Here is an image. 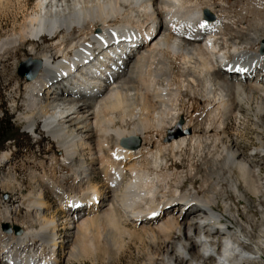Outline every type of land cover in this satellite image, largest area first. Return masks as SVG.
<instances>
[{"label": "bare ground", "instance_id": "obj_1", "mask_svg": "<svg viewBox=\"0 0 264 264\" xmlns=\"http://www.w3.org/2000/svg\"><path fill=\"white\" fill-rule=\"evenodd\" d=\"M25 17L18 35L0 41V53L26 45L28 58L41 64L34 80L24 84L26 114L17 121L28 135L39 124L62 153L77 192L60 197L64 192L57 183L42 182V187L47 185L64 214L60 227L73 234L62 246L40 187L22 198L29 228L20 235L11 230L9 238L1 229L0 264L76 262L86 233L100 222L107 225L109 251L115 250L120 231L127 239L157 246L164 254L162 264H264V2L36 0ZM187 31L201 33L204 47L178 36ZM134 34L141 46L123 68L106 69L104 80L85 77L68 90L49 93L96 51ZM52 35L46 44L43 38ZM224 61L229 69L241 65L236 69L242 75L254 71V77L224 76L217 69ZM254 93L259 96L254 106H243ZM193 99L201 101L203 112L194 121L181 120L178 128L183 104ZM115 112L121 115L119 123L132 127L116 126ZM240 118L255 122V147L246 155L225 132L228 122ZM177 131L180 135L166 142ZM133 138L140 140L138 149L121 146ZM203 149L200 170L188 166L185 178H198L201 185L189 183L183 191L179 164L168 175L166 158L179 160L183 153ZM8 158L7 153L0 157ZM74 198L93 203L88 211L70 213ZM179 203L202 207L183 216L164 212ZM243 206L249 210L239 212ZM0 221L13 225L5 207ZM52 248H62L61 257L49 255ZM88 248L95 258L90 241Z\"/></svg>", "mask_w": 264, "mask_h": 264}, {"label": "rangeland", "instance_id": "obj_2", "mask_svg": "<svg viewBox=\"0 0 264 264\" xmlns=\"http://www.w3.org/2000/svg\"><path fill=\"white\" fill-rule=\"evenodd\" d=\"M35 1L36 0H1L0 41L13 35L19 34V31L22 30L20 28L23 26V21L26 18L25 16L29 14L30 8L35 4ZM234 1L235 0H227L229 5ZM262 1L264 2V0ZM227 7L229 6L227 5ZM233 10L235 11L236 7H234ZM43 41H45L46 44L50 43V41H47V39L45 38H43ZM33 45H38V50L41 47H39V44L37 43ZM26 47V45L17 46L16 51L12 54H9V52H7L8 54L6 52L0 53V122L8 125L6 129L7 133L5 136V141L0 143V154L4 151H11L12 153L8 164L3 168H0V208L5 207L8 211H10V223H12L13 225H7L19 228L22 232L26 230V228H29L30 225L29 220L25 217L26 215L24 213V209L21 206L22 198H26V196L31 193L36 194L40 187L42 189L44 188L45 190L43 189V195L45 196L46 203L48 205L50 204V209L46 212V216L54 217L55 231L57 232L58 237L64 240L65 246V242L68 241L73 232L63 229L62 227L64 226L60 227L63 222L64 214H62V212L59 210V204L55 202V198L46 187L47 185H44L42 187V182H50L54 185L57 183L59 187H62V192H64V194H74V192H77V189L72 183L70 171L62 166V153H59V149L57 148V146L42 134L41 126L37 124L36 127V130H38L39 132L38 136L41 138V141L39 143H34V140L37 136H29L28 133L24 131L23 124L17 121L18 115L26 114L23 106L25 102L23 91L25 81L17 76L18 66L22 62L29 59L26 52ZM262 85L264 86V84ZM258 99V94L254 93L252 94L251 102L248 104H244L243 106L248 105L249 108H252L256 101H258ZM190 107L192 109L189 113ZM202 107L203 104L201 103V101H197L196 99L189 100L188 103H184L180 112L181 117H179L180 123H178L177 125L179 126L178 128H180L183 124V122L181 123V120H186L187 122L188 120L192 119L194 121L203 112ZM120 116L121 115L119 113L115 112L114 117L116 120V126H124L123 128L125 129H129L130 127H132V124L128 123V121H125V124L123 122L119 123L118 120ZM253 123L255 124L252 118H240L236 123L231 120L227 123L225 128V132L227 133L229 140L236 143L238 149L241 150L244 155L249 154V151L253 149V147H255V143L253 140V138L255 137V131L251 126L253 125ZM197 133H195V135H197ZM13 146H15V149H13ZM152 146L153 147H150L151 149H153L156 145L153 144ZM205 152L206 150L203 149L201 151H198V153H183L179 157V160L178 158L177 160H172L169 157L166 158V161L168 163V175L175 173L172 166L179 164V170L176 173L181 174L180 181H186L182 188L183 191H186L188 189L189 183L193 184L194 186L201 185V182L198 178L194 179L192 182H189V180L185 178L188 166H193L196 168V170H200L201 162L203 159L202 157L203 155H205ZM4 153L1 154V157H3ZM165 173L166 171L162 172V174ZM199 175H201V173H199ZM170 179L172 180V178ZM61 182L63 185L60 184ZM94 183H100L98 176L94 177ZM96 205H98V203H96ZM99 206L100 204L98 205V207ZM237 209L239 212L249 210V208L245 206L238 207ZM193 213L194 212H192V214ZM179 215L183 216L185 215V213ZM2 224L0 221V232L5 235L1 231ZM97 227V229L90 230V232L86 233L85 239H83V243H81V250L79 249L80 255L78 257V260L76 262H70V264L163 263V251H159L157 246L153 247L149 243L147 244L145 243V241H141V239H127L125 235H121L120 231L119 235L117 236L115 250L109 251L104 245V234L105 231H107V225L104 222H100ZM32 228L34 227L32 226ZM12 235L14 234L11 233L9 235H6L5 238H9V236L11 237ZM217 240L218 239H215L214 243H216ZM89 241L92 242V245L95 248V258H92L94 261L90 258L93 255L89 254ZM103 246L105 250L103 249ZM146 246L148 249L146 248L145 250L144 248ZM152 252H154V254ZM148 253L151 255L149 256ZM62 254L63 249L60 252L59 257H61ZM96 254L97 256H99L97 257Z\"/></svg>", "mask_w": 264, "mask_h": 264}, {"label": "water", "instance_id": "obj_3", "mask_svg": "<svg viewBox=\"0 0 264 264\" xmlns=\"http://www.w3.org/2000/svg\"><path fill=\"white\" fill-rule=\"evenodd\" d=\"M263 50H264V44H263ZM41 64L39 61H32L30 59H27L26 61L22 62L17 69V76L20 79H23L25 82H30L34 80L36 75L38 74L40 70ZM179 127V126H178ZM188 133V132H187ZM177 135H180V133L177 131L175 134H170L167 136L166 142H169L171 139L176 138ZM121 146L127 149L136 150L140 147V140L133 138L128 139L121 143ZM1 229L4 233L9 234L11 230H13L15 235H20L21 230L18 228L11 229L7 225L1 226Z\"/></svg>", "mask_w": 264, "mask_h": 264}, {"label": "trees", "instance_id": "obj_4", "mask_svg": "<svg viewBox=\"0 0 264 264\" xmlns=\"http://www.w3.org/2000/svg\"><path fill=\"white\" fill-rule=\"evenodd\" d=\"M7 124H4L3 122H0V143L5 141V136L7 133Z\"/></svg>", "mask_w": 264, "mask_h": 264}, {"label": "snow or ice", "instance_id": "obj_5", "mask_svg": "<svg viewBox=\"0 0 264 264\" xmlns=\"http://www.w3.org/2000/svg\"><path fill=\"white\" fill-rule=\"evenodd\" d=\"M201 26H203V25H201Z\"/></svg>", "mask_w": 264, "mask_h": 264}]
</instances>
